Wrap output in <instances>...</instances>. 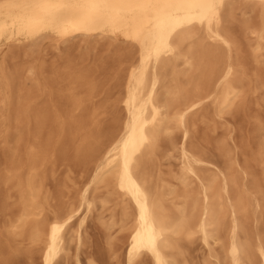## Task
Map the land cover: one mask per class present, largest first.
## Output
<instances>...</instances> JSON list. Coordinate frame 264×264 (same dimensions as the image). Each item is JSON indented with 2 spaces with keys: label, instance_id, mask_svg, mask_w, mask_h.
I'll return each instance as SVG.
<instances>
[{
  "label": "bare ground",
  "instance_id": "1",
  "mask_svg": "<svg viewBox=\"0 0 264 264\" xmlns=\"http://www.w3.org/2000/svg\"><path fill=\"white\" fill-rule=\"evenodd\" d=\"M241 4L259 9L258 25L242 22L245 33L255 36L259 56L264 0H0V51L20 41L34 48L44 38L57 46L75 39L122 40L133 49L120 98L124 115L104 142L87 138L80 147L90 155L93 175L76 206L50 217L41 193L53 137L43 141L42 127L53 109L35 107L31 93L18 86L21 72L0 65V138L9 143L0 182L18 194L15 217L0 229L4 260L21 250L14 241L25 238L29 255L40 250L39 264H59L75 222L81 243L97 204L104 209L116 200L120 220L113 210L103 222L109 231L119 226L127 232L125 264L144 256L151 264H190L184 245L197 239L206 250L202 264H264V186L237 158L218 164L189 142L192 115L212 105L222 117L245 96L247 76L229 27ZM26 71L36 74L32 66ZM68 101L73 110L84 103L76 95ZM70 117L64 121L55 112L54 120L63 124ZM258 138L256 161L264 172V123ZM163 139V156L179 161L170 180L156 162ZM101 186L104 195L97 193Z\"/></svg>",
  "mask_w": 264,
  "mask_h": 264
},
{
  "label": "rangeland",
  "instance_id": "2",
  "mask_svg": "<svg viewBox=\"0 0 264 264\" xmlns=\"http://www.w3.org/2000/svg\"><path fill=\"white\" fill-rule=\"evenodd\" d=\"M243 21L258 25L259 9L252 10L241 4L229 23L238 41L241 66L247 76L245 96L237 107L222 117L214 115L212 105H206L192 115L189 142L204 157L218 164L225 163L228 157L237 158L242 165L252 169L254 177L264 186L263 168L256 161L258 128L264 123V88L259 87V81L264 79V50L259 56L254 55L252 45L256 38L245 33ZM132 53L133 49L127 43L111 39H75L57 46L51 38H44L34 48L25 41L3 45L0 65L21 72L18 86L23 93H31L35 107L53 109L42 127L43 141L50 134L53 137L48 159L42 168L41 199L48 217L69 205L76 206L80 191L93 175L90 155L80 151V147L87 138L93 143L104 142L123 117L120 98L125 67ZM29 66L34 68V76L26 71ZM74 95L84 99L82 108L72 109L68 98ZM55 112L60 119L66 121L71 116V120L61 124L54 120ZM160 145L156 162L163 176L170 180L169 172L178 171L179 161L163 156V151L168 148L166 139ZM8 147L9 143L0 138V174L8 165ZM172 183L176 184L174 180ZM97 193L104 195L106 189L101 186ZM116 203L112 200L104 209L97 204L86 218L81 243L75 238L79 220L75 222L67 236L69 250L59 264H125L121 252L128 243L127 232L119 230V226L109 231L103 222L109 220L113 210L120 220L121 207ZM17 209L15 187H6L0 182V229L5 220L15 217ZM261 228L264 230V223ZM14 245L21 250L7 260L0 254V264L40 263V250L35 248L32 255L27 253L30 248L27 239L19 238ZM184 246L189 263L202 264L206 250L200 241L197 239ZM137 264H151V261L144 256Z\"/></svg>",
  "mask_w": 264,
  "mask_h": 264
}]
</instances>
